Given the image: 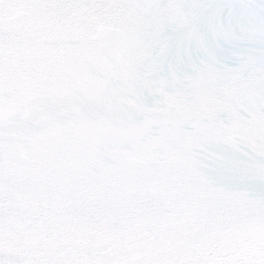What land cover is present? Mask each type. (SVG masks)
I'll list each match as a JSON object with an SVG mask.
<instances>
[{"label": "snow or ice", "instance_id": "obj_1", "mask_svg": "<svg viewBox=\"0 0 264 264\" xmlns=\"http://www.w3.org/2000/svg\"><path fill=\"white\" fill-rule=\"evenodd\" d=\"M0 264H264V0H0Z\"/></svg>", "mask_w": 264, "mask_h": 264}]
</instances>
